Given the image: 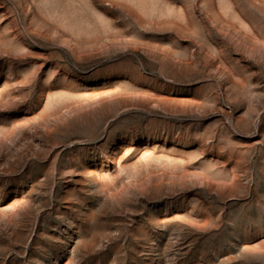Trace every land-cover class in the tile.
<instances>
[{"label": "rangeland", "instance_id": "rangeland-1", "mask_svg": "<svg viewBox=\"0 0 264 264\" xmlns=\"http://www.w3.org/2000/svg\"><path fill=\"white\" fill-rule=\"evenodd\" d=\"M0 264H264V0H0Z\"/></svg>", "mask_w": 264, "mask_h": 264}]
</instances>
